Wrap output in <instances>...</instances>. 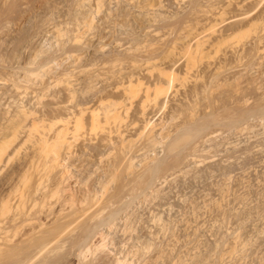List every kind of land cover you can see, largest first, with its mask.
I'll list each match as a JSON object with an SVG mask.
<instances>
[{"label":"rangeland","instance_id":"rangeland-1","mask_svg":"<svg viewBox=\"0 0 264 264\" xmlns=\"http://www.w3.org/2000/svg\"><path fill=\"white\" fill-rule=\"evenodd\" d=\"M4 1L0 264H264V0Z\"/></svg>","mask_w":264,"mask_h":264},{"label":"bare ground","instance_id":"bare-ground-1","mask_svg":"<svg viewBox=\"0 0 264 264\" xmlns=\"http://www.w3.org/2000/svg\"><path fill=\"white\" fill-rule=\"evenodd\" d=\"M3 1H4V0H3ZM5 1H7V0H5ZM5 1H4V2H5ZM4 2H2V3L5 4ZM16 3H17V1H16ZM97 3H98V5L101 4V0H97ZM6 4H7V3H6ZM6 4H5V5H6ZM46 4H48V3L46 2ZM1 6H2V5H1ZM6 6H7V5H6ZM6 6H5V7H6ZM99 6H100V5H99ZM1 8H2V7H1ZM1 8H0V10H1ZM6 8H7V7H6ZM47 8H48V7H47ZM47 8H46V9H47ZM7 10H9V9H7ZM1 11H2V10H1ZM3 12H4L3 15H5L6 12H5V11H3ZM28 12H29V11H28ZM32 12H33V11H32ZM31 14H32V13H31ZM31 14H30V15H31ZM33 14H34V12H33ZM33 14H32V15H33ZM34 15H35V14H34ZM27 17H28V16H27ZM29 17H30V16H29ZM51 18H52V17H51ZM46 20H47V19H46ZM50 20H51V19H50ZM31 21H32V20H31ZM55 24H56V23H55ZM31 26H32V24H31ZM54 27H55V26H54ZM31 28H32V27H30V29H31ZM56 29H57V28H56ZM44 30H45V29H44ZM212 31H213V30H212ZM20 32H21V31H20ZM47 32H48V30H47ZM45 33H46V32H45ZM65 34H66V33H65V28H58V29H57V36H63V35H65ZM21 40H22V39H21ZM23 40H24V39H23ZM198 41H199V40H198ZM198 41H197V42H198ZM22 42H23V41H22ZM197 42H196V44H198ZM199 42H200V41H199ZM23 43H24V42H23ZM21 44H22V43H21ZM186 45H187V44H186ZM198 45H199V44H198ZM188 47H189V46H188ZM188 47H187L186 51L189 50ZM40 48H41V47H40ZM185 48H186V47H185ZM36 50H37V49H36ZM36 50H35V52H36ZM38 50H39V49H38ZM43 50H44V49H43ZM39 51H41V50H39ZM44 51H45V50H44ZM189 51H191V50H189ZM184 53H185V52H184ZM188 53H189V52H188ZM0 76H1V75H0ZM1 77H2V76H1ZM1 77H0V79H3V78H1ZM173 78H174L173 71H170V70H169V72L167 73V86L165 87V89H163V90H164V94H165L164 96L167 95L166 93H167L168 89L170 88V86H171V84H172ZM3 81H5V80H3ZM13 82H14V80H13ZM165 85H166V84H165ZM160 91H161V90H160ZM168 93H169V92H168ZM147 94H148V93H147ZM155 96H156V95H155ZM159 96H160V95H159ZM151 98H152V97H151ZM152 100H153V99H152ZM154 103H156V102L154 101ZM163 103H164V102H163ZM161 110H162V109H161ZM247 114H248V113H247ZM259 115H260V114H259ZM148 125H149V124H148ZM191 129H192V128H191ZM110 142H111V141H110ZM159 143H160V142H159ZM170 146H171V145H170ZM153 150H154V149H153ZM151 151H152V150H151ZM143 154H144V153H143ZM148 156H149V155H148ZM154 156H155V155H153L152 157H154ZM150 157H151V156H150ZM150 157H149V158H150ZM152 157H151V158H152ZM126 158H127V157H126ZM146 158H147V157H146ZM129 160H130V159H129ZM151 160H153V159H151ZM154 160H155V159H154ZM142 161H143V160H142ZM148 161H150V159H148ZM160 161H161V160H160ZM141 163H142V162H141ZM141 163H140V164H141ZM128 164H129V163H128ZM133 164H134V163H133ZM140 164H139V165H140ZM142 164H143V163H142ZM142 164H141V165H142ZM144 165H145V164H144ZM157 165H158V164H157ZM112 166H114V165L112 164ZM127 166H128V165H127ZM135 166H136V165H135ZM135 168H136V167H135ZM153 168H154V167H153ZM115 169H116V168H115ZM146 169H147V168H146ZM157 169H158V168H157ZM118 170H119V169H118ZM140 170H142V169H140ZM154 170H156V169H154ZM154 170H153V171H154ZM115 172H116V171H115ZM116 173H117V172H116ZM111 174H112V173H111ZM113 174H114V173H113ZM150 174H151V173H150ZM137 176H138V175H137ZM111 177H112V176H111ZM115 177H116V176H115ZM136 178H137V177H136ZM113 179H114V178H113ZM105 183H107V182H105ZM142 183H143V182H142ZM127 184H128V183H127ZM131 184H132V183H131ZM129 185H130V184H129ZM128 191H129V190H128ZM128 191H127V192H128ZM130 191H131V190H130ZM105 199H106V198H105ZM107 201H108V200H107ZM109 201H110V200H109ZM109 205H110V204H109ZM106 206H107V205H106ZM101 207H102V206H101ZM114 211H115V210H114ZM117 211H118V210H117ZM21 212H22V211H21ZM111 213H112V211H111ZM109 214H110V213H109ZM116 214H117V213H116ZM107 215H108V214H107ZM111 216H112V217H111V219H112V218H114L115 215L112 214ZM108 222H109V220H108ZM108 222H107V223H108ZM111 223H112V222H111ZM104 224H105V223H104ZM108 224H109V223H108ZM96 225H98V224H96ZM102 225H103V224H102ZM98 226H99V225H98ZM99 227H100V226H99ZM97 232H98V234H99V231H98V230H97ZM91 233H92V232H91ZM101 233H103V237L100 235V236L102 237L101 240H100V241H96V242H98V243L96 244V245H97L96 247H98V248H100V249H102V248L105 247V242H104V234H105V233H104V232H101ZM94 235H96V234H94ZM99 238H100V237H99ZM97 239H98V237H97ZM80 241H81V240H80ZM83 245H84V244H83ZM83 245H82V246H83ZM82 246H81V247H82ZM93 246H94V245H93ZM84 248H85V247H82L80 251L82 252V250H84ZM94 248H95V247H94ZM95 249H96V248H95ZM87 250H88V249H87ZM81 252H80V253H81ZM130 252H132V251H130ZM125 260H126V258H123V259L117 258V259H116V261H117L118 264H124Z\"/></svg>","mask_w":264,"mask_h":264}]
</instances>
